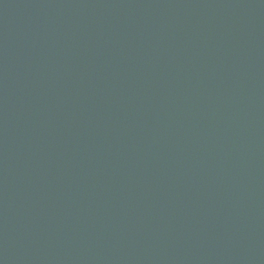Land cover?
Here are the masks:
<instances>
[{"label": "water", "instance_id": "obj_1", "mask_svg": "<svg viewBox=\"0 0 264 264\" xmlns=\"http://www.w3.org/2000/svg\"><path fill=\"white\" fill-rule=\"evenodd\" d=\"M0 264H264V0H0Z\"/></svg>", "mask_w": 264, "mask_h": 264}]
</instances>
